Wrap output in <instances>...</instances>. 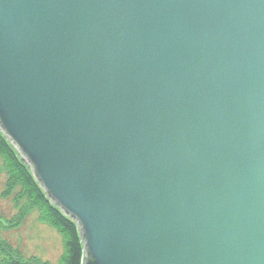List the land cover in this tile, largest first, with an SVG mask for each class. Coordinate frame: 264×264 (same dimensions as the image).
Wrapping results in <instances>:
<instances>
[{
    "label": "water",
    "instance_id": "water-1",
    "mask_svg": "<svg viewBox=\"0 0 264 264\" xmlns=\"http://www.w3.org/2000/svg\"><path fill=\"white\" fill-rule=\"evenodd\" d=\"M0 131L83 264H264V0H0Z\"/></svg>",
    "mask_w": 264,
    "mask_h": 264
},
{
    "label": "trees",
    "instance_id": "trees-1",
    "mask_svg": "<svg viewBox=\"0 0 264 264\" xmlns=\"http://www.w3.org/2000/svg\"><path fill=\"white\" fill-rule=\"evenodd\" d=\"M0 158L6 172V190L3 195L16 191L14 201L17 212L6 219L0 214V264H51L37 256H25L5 237L2 230L16 228L33 211L39 219L54 228L61 236L63 252L59 264H83L84 249L79 227L48 199L24 164L14 147L0 131Z\"/></svg>",
    "mask_w": 264,
    "mask_h": 264
},
{
    "label": "rangeland",
    "instance_id": "rangeland-1",
    "mask_svg": "<svg viewBox=\"0 0 264 264\" xmlns=\"http://www.w3.org/2000/svg\"><path fill=\"white\" fill-rule=\"evenodd\" d=\"M5 191L6 172L2 169L0 158V214L8 219L17 212L14 201L16 191L3 195ZM1 233L25 256H37L51 264H59L63 252L61 236L50 225L40 221L37 210H33L16 228L3 229Z\"/></svg>",
    "mask_w": 264,
    "mask_h": 264
}]
</instances>
